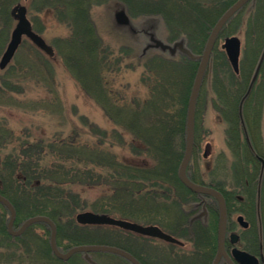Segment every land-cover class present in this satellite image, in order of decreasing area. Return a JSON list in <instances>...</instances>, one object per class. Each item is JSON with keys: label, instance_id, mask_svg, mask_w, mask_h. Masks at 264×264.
Listing matches in <instances>:
<instances>
[{"label": "trees", "instance_id": "16d2710c", "mask_svg": "<svg viewBox=\"0 0 264 264\" xmlns=\"http://www.w3.org/2000/svg\"><path fill=\"white\" fill-rule=\"evenodd\" d=\"M18 1L0 0V55L13 25L10 11ZM102 1L32 0L31 3L36 6V13L48 10L67 29L68 34L55 41L60 57L80 90L100 106L112 128L86 126L92 140L82 139L84 135L78 131L46 139L21 138L0 120V194L15 209L14 227L34 215L52 219L56 225V244L61 251L75 245L110 244L128 251L141 264H150L148 237L141 236L145 238L142 242L145 247L135 250L126 245L131 242L128 236L122 239L123 243L119 242V229L77 224L75 213L88 209L158 225L190 244L194 264H209L211 255L207 250L210 244H215V211L210 209L208 229L211 236L204 227L199 234L200 226L188 223L194 212L196 193L186 189L177 177L185 146L188 98L198 62L178 52L170 55L167 51L149 48L138 55L130 46L113 48L106 44L97 33L90 13L92 6ZM121 1L131 17L155 16L165 27L168 41L183 39L192 53L200 54L212 26L235 0ZM262 12L259 7L254 14L255 24L246 33L249 46L243 51L238 74L232 71L225 52L218 46L219 40L231 35V31L227 30L231 18L218 35L204 75L205 78L207 73H212L217 111L230 132L228 139L234 145L236 143L240 155L247 153L241 161L252 168L260 167L253 153L264 160V152L251 148L247 141V105L258 92L255 85L249 98L241 106L239 103L263 48L264 18L261 21L258 18L256 23L258 16L263 17ZM156 23L154 21L152 25L155 33L158 32ZM34 31L40 33V30ZM132 59H135V68H141L139 82L146 89V96L142 98L129 94L127 84L117 80L125 71L133 69L129 66ZM40 60L43 66L46 57L41 54ZM263 72L264 63L259 69L260 74ZM20 88L4 75L0 76V97ZM200 92L195 108L193 151L186 173L193 182L219 187L222 181H203L197 173L199 168L195 160L200 153L197 125ZM119 130L128 134L129 138L123 139L122 143L129 144L131 154L138 158L147 157L150 162L118 160L113 147L120 139ZM90 188L101 190L93 201L83 196V192ZM7 221L8 211L0 204V264H69L80 255L77 253L66 262L56 258L49 245V228L44 223H35L22 235L13 237L7 231ZM103 229L110 230L115 240L93 237V233ZM200 245L201 254L197 251ZM169 246L168 261L183 264L180 260H184L188 252L178 253L176 250L180 248ZM105 254L130 264L119 256ZM159 261L155 256V264H160Z\"/></svg>", "mask_w": 264, "mask_h": 264}, {"label": "rangeland", "instance_id": "374dc122", "mask_svg": "<svg viewBox=\"0 0 264 264\" xmlns=\"http://www.w3.org/2000/svg\"><path fill=\"white\" fill-rule=\"evenodd\" d=\"M31 1L32 0H19L17 3L25 5L27 17L32 24L33 30H40L38 34L53 48L54 53L53 56L49 57L33 45L27 38H22L21 44L17 48L12 60L4 69H0V76L4 75L8 80H11L21 87L14 93L9 95L5 94L0 97V120H3V122L13 130L14 135L17 137L29 136L32 138L41 137L46 139L54 135L68 136L73 131H78L81 135H84L82 139L92 140L86 132V126L95 125L102 129L110 130L112 124L104 116L100 106L80 90L72 75L65 68L62 58L60 57L58 43L55 41L64 38L68 34L67 29L60 24L54 14L50 13L48 10L36 13V6L34 3L32 4ZM259 7L263 10L262 13L264 14V0L249 1L236 16L232 17L227 27V30L231 31V35L237 36L241 42L238 65H240L241 59L243 58L244 49L249 46V43L246 41V33L251 29V25L255 24L254 14ZM119 10H123L127 14L130 21L129 25H121L115 21L114 15ZM90 13L97 33L106 44H109L113 48L126 45L132 47L135 54H144L146 45L150 43L149 33H153L157 39L164 43H172V41L170 42L167 39L168 35L166 34L167 31L165 27L159 20H156L157 18L155 16L131 17L121 0H103L99 5L92 6ZM258 18L261 21L264 15L263 17L258 16L256 23L259 22ZM154 21L158 22L156 23V27L158 28V32L156 33L152 28ZM14 24L15 21L13 20L12 28ZM221 43L222 40H219L218 46ZM263 49L264 43L260 55ZM41 54L44 55L47 60L44 61L43 66L40 60ZM133 61H135V59H132L129 65L131 67L133 66V69L125 71L117 80L123 84H127L129 94H134L142 98L146 96V89L139 82L141 68H135ZM263 63L264 59L261 65ZM256 66L251 75V79L255 73ZM212 77L213 75L211 72L206 74L202 81L203 84L200 92L197 116L200 153L198 159L196 158L195 160L199 168V172L197 173L203 181L213 180L222 181L223 183L225 181L236 183V180L242 176V173H247L244 170H252V167H247V162L241 161V159H245L243 156H247V153L242 152L240 155V152L236 149V143L234 145V143L228 139V137H230V132L222 116L217 111V103L215 102L217 95L214 91ZM252 85L256 86L257 90L255 91L258 92L254 93L253 100L250 102V105H247L249 108L247 141L251 148L257 149L258 152H264V72L262 74L258 73ZM250 93L251 91L245 96L243 95L242 103ZM118 133H120L121 136L119 140H116L113 152L119 161L131 163L137 160L150 162L147 157L138 158L133 156L130 152L129 144L122 143L123 139L129 138L128 134L122 130H119ZM206 143H209V155L204 159L202 158V152ZM232 169L238 170L237 175L232 174ZM248 173L252 175L255 174L249 171ZM100 192L101 190L98 188H90L83 192V196L85 199L93 201ZM81 211L90 210L83 209L78 212ZM115 216L120 218L119 214ZM135 222L145 224L141 221ZM103 226L113 228V226ZM18 227L19 226H16L14 229ZM118 231L119 242L123 243L124 241L122 239H124L126 235L128 239L131 240V245L127 242V246L135 250H140L145 247L142 245L145 238L141 237V235H130L120 229ZM92 235L95 238H102L105 241L115 240V235L107 229L97 231ZM159 244H162L164 248L166 247L167 251L163 252L162 245ZM159 244V246L157 245L158 248L154 249V252L150 246L149 253H155L156 258H159L161 261H159L160 264H174L168 261L170 248H168L165 243L159 242ZM190 250L191 246L186 242L180 250H176L179 253L188 252L185 255V259L180 260V262L183 261V264L195 263L192 260L194 253H190ZM171 252L174 253V251ZM89 258L94 263L90 262L89 259H86L84 255L80 253V255L69 264H127L119 258L108 256L102 252L89 253Z\"/></svg>", "mask_w": 264, "mask_h": 264}, {"label": "water", "instance_id": "95a60500", "mask_svg": "<svg viewBox=\"0 0 264 264\" xmlns=\"http://www.w3.org/2000/svg\"><path fill=\"white\" fill-rule=\"evenodd\" d=\"M251 0H235L224 12L219 16L217 21L212 26L209 35L204 44L203 50L200 54L192 53L184 44L183 39L174 41L171 44L164 43L163 41L157 39L153 33H149L150 43L146 45L145 50L148 48H156L161 51H167L170 55H174L176 52L186 56L190 60L197 61V69L193 78L188 104L186 112V131H185V146L183 156L179 162L177 168V177L181 184L186 187L188 190L197 193L205 194L214 197L218 202L219 208V218H218V232H217V253L214 257L212 264H217L221 255L225 254L223 251V241H224V232H225V221H226V212H225V203L221 194L211 187L200 185L193 182L189 179L186 173L188 163L191 158L194 133H195V108L197 98L200 92L201 84L203 77L208 66L212 49L218 38V35L226 24V22L246 3ZM11 17L14 19L15 24L11 30L9 40L7 45L0 56V69H4L7 64L13 58L17 48L19 47L22 38L25 37L30 40L33 45L38 49L43 51L47 56H53V48L48 45L45 40L32 29L31 22L27 17V10L25 5L17 3L15 4L11 11ZM115 21L121 25H129V18L123 10H119L114 15ZM241 42L237 36H228L223 39V42L220 45V48L225 52L227 61L233 70L234 73H238V62L240 55ZM264 59V49L260 55L258 64L256 66L255 73L251 79V82L245 93L248 94L253 81L255 80L260 65ZM209 155V143L205 145L203 157L206 158ZM0 204L3 205L8 211V221H7V231L13 236H20L22 233L32 224L35 223H44L49 227L50 236H49V245L51 252L55 257L62 261L68 260L71 256L76 253H83L86 259H89L90 262L94 263L89 258V253L102 252V253H111L118 255L126 259L131 264H141L133 255L124 249L104 244H86V245H76L71 247L65 252L59 250L56 244V225L55 223L47 216L44 215H35L25 219L21 225L14 229V221L16 217V212L11 204V202L0 194ZM74 219L76 223L80 225H108L121 228L123 230L131 231L143 236L155 237L162 239L166 242L182 245V242L170 234L162 231L158 226L153 224L143 225L137 222H133L126 219L115 218L105 213H95L92 211H81L75 214ZM234 257L240 264H249L255 262V259L248 255L245 252H240L235 250L233 252ZM227 261L229 264H233L228 258Z\"/></svg>", "mask_w": 264, "mask_h": 264}, {"label": "flooded vegetation", "instance_id": "af4514ba", "mask_svg": "<svg viewBox=\"0 0 264 264\" xmlns=\"http://www.w3.org/2000/svg\"><path fill=\"white\" fill-rule=\"evenodd\" d=\"M253 156L258 161L259 168L244 170L247 173H242V176L236 180V183L225 181L219 187L208 186L218 191L225 203L226 221L223 241V251L225 254L220 256L217 264H229L227 258L233 264H240L234 257L233 252L235 250L245 252L255 259V262L249 264H264V160L254 153ZM231 171L233 175H237V169H232ZM248 171L255 174L252 175ZM196 197L197 200L193 205L194 212L188 218V223H195L200 226L198 230L199 234L202 231L201 227H204L205 231H208V236H211L208 229L211 208H213L211 210L215 211L217 218L215 244L214 246L210 244V249L207 250L208 254L211 255L209 264H212L218 247V202L214 197L205 194L196 193ZM148 238L150 239V246L153 252L155 248L162 245L159 242L165 243L168 248H170L169 245L180 249L184 246V244L178 245L155 237ZM162 248L163 252L167 251V248L165 247V249L163 245ZM201 249L200 245L197 250L199 254L202 253ZM153 252H150V264H155L156 254Z\"/></svg>", "mask_w": 264, "mask_h": 264}]
</instances>
